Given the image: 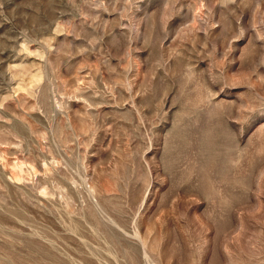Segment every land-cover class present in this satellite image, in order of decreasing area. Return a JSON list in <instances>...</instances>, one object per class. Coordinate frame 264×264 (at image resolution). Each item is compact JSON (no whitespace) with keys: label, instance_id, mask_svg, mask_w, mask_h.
<instances>
[{"label":"rangeland","instance_id":"rangeland-1","mask_svg":"<svg viewBox=\"0 0 264 264\" xmlns=\"http://www.w3.org/2000/svg\"><path fill=\"white\" fill-rule=\"evenodd\" d=\"M0 264H264V0H0Z\"/></svg>","mask_w":264,"mask_h":264}]
</instances>
